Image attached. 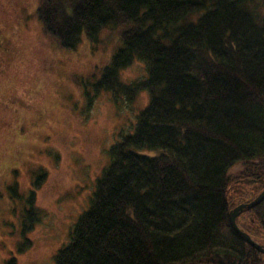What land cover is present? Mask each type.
<instances>
[{
    "label": "trees",
    "instance_id": "16d2710c",
    "mask_svg": "<svg viewBox=\"0 0 264 264\" xmlns=\"http://www.w3.org/2000/svg\"><path fill=\"white\" fill-rule=\"evenodd\" d=\"M36 17L63 49L122 25L95 86L148 98L53 264H264L228 215L264 188V0H38ZM134 60L146 75L121 81ZM31 184L23 234L40 219ZM235 221L264 244V198Z\"/></svg>",
    "mask_w": 264,
    "mask_h": 264
},
{
    "label": "rangeland",
    "instance_id": "374dc122",
    "mask_svg": "<svg viewBox=\"0 0 264 264\" xmlns=\"http://www.w3.org/2000/svg\"><path fill=\"white\" fill-rule=\"evenodd\" d=\"M37 3L0 0V264L11 256L16 264H53L109 162V147L133 129L148 100L146 90L128 102L95 86L122 25L63 49L44 32ZM145 75L138 60L119 73L123 82ZM33 174L39 185L30 201L40 219L23 234ZM14 182L22 197L10 196ZM25 236L30 245L19 250Z\"/></svg>",
    "mask_w": 264,
    "mask_h": 264
},
{
    "label": "water",
    "instance_id": "95a60500",
    "mask_svg": "<svg viewBox=\"0 0 264 264\" xmlns=\"http://www.w3.org/2000/svg\"><path fill=\"white\" fill-rule=\"evenodd\" d=\"M264 198V188L250 201L247 202H241L239 204H237L236 206H234L232 209L229 210L228 215H229V219L230 222L232 224V226L238 230L243 236L244 238L250 243L252 244L258 251L263 252L264 253V244H258L257 242H255L246 232L240 230L238 228V226L236 225V221L235 218L236 216L239 214V212L245 208V207H252L253 205L257 204L258 202H260L262 199Z\"/></svg>",
    "mask_w": 264,
    "mask_h": 264
},
{
    "label": "bare ground",
    "instance_id": "6f19581e",
    "mask_svg": "<svg viewBox=\"0 0 264 264\" xmlns=\"http://www.w3.org/2000/svg\"><path fill=\"white\" fill-rule=\"evenodd\" d=\"M241 203V202H240ZM239 204V203H238ZM255 242H257L258 244H261V245H263V243H260V242H258V241H256V240H254ZM251 246L253 247V248H255L252 244H251ZM256 249V248H255Z\"/></svg>",
    "mask_w": 264,
    "mask_h": 264
}]
</instances>
